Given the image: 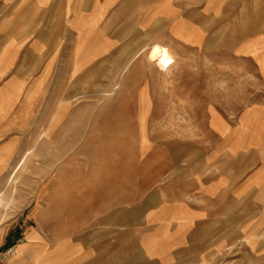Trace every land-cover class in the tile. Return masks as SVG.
Here are the masks:
<instances>
[{
	"label": "crops",
	"instance_id": "obj_1",
	"mask_svg": "<svg viewBox=\"0 0 264 264\" xmlns=\"http://www.w3.org/2000/svg\"><path fill=\"white\" fill-rule=\"evenodd\" d=\"M151 43L206 61L194 62V94L171 95L206 104L194 115V134L204 137L190 171L161 158L158 183L143 176L136 190L132 164L117 160L110 191L92 195L76 189L83 176L68 175L65 159L57 175L50 161L46 226L9 243L16 251L7 264H190L229 246L231 226H254L264 251V101L233 115L215 106L231 101L219 89L230 72L264 86V0H0V170L19 164L15 152L38 130L33 107L49 81L141 55ZM139 100L152 101L145 93ZM67 114L47 112L48 151L69 149L70 127L54 141L55 120ZM134 119L139 133H151L148 112Z\"/></svg>",
	"mask_w": 264,
	"mask_h": 264
},
{
	"label": "rangeland",
	"instance_id": "obj_2",
	"mask_svg": "<svg viewBox=\"0 0 264 264\" xmlns=\"http://www.w3.org/2000/svg\"><path fill=\"white\" fill-rule=\"evenodd\" d=\"M150 48L137 56L119 55L113 63L104 58L82 72H66L42 88L33 107L39 112L37 135L29 132L25 150L15 152L17 166L7 172L0 170V252L12 241L21 240L30 228L46 226L47 191L52 185L48 172L54 169L57 175L65 160L70 167L68 175L78 171L83 176L76 189L92 195L110 191L111 171L117 160L132 164L137 174L136 190L141 189L143 176L150 175L151 185L158 183L161 158L168 163L178 159L180 172L190 171L194 142H202L204 137L194 134V115H201L206 104L176 101L171 95L194 94V62L206 61L194 60L192 54H171L169 62H151L147 57ZM230 73L227 86L219 89L225 90L231 101L215 106L233 115L250 101H264V86L254 76ZM175 79L183 87L175 86ZM144 93L151 102L139 100ZM238 96L242 102L236 101ZM48 111L69 113V118L55 120L54 134L55 143H62L63 127H70L68 150L48 151ZM145 112L151 127L147 135L139 133L134 119ZM148 143L147 152L142 153ZM50 161L54 165L48 171ZM173 170L168 174L170 182L177 177ZM72 181L68 180V185ZM231 229L229 246L212 248L190 264H264V251L255 246L254 226Z\"/></svg>",
	"mask_w": 264,
	"mask_h": 264
},
{
	"label": "bare ground",
	"instance_id": "obj_3",
	"mask_svg": "<svg viewBox=\"0 0 264 264\" xmlns=\"http://www.w3.org/2000/svg\"><path fill=\"white\" fill-rule=\"evenodd\" d=\"M148 60L151 62L166 63L172 58L171 52L167 47L160 44H154L148 53Z\"/></svg>",
	"mask_w": 264,
	"mask_h": 264
},
{
	"label": "built area",
	"instance_id": "obj_4",
	"mask_svg": "<svg viewBox=\"0 0 264 264\" xmlns=\"http://www.w3.org/2000/svg\"><path fill=\"white\" fill-rule=\"evenodd\" d=\"M16 246L11 245L6 250L0 252V264H7L9 258L15 253Z\"/></svg>",
	"mask_w": 264,
	"mask_h": 264
}]
</instances>
